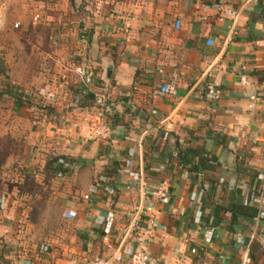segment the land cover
Returning <instances> with one entry per match:
<instances>
[{
  "label": "crops",
  "instance_id": "1",
  "mask_svg": "<svg viewBox=\"0 0 264 264\" xmlns=\"http://www.w3.org/2000/svg\"><path fill=\"white\" fill-rule=\"evenodd\" d=\"M116 9L115 18L110 10L93 18L88 40L79 29L75 70L57 62L55 74L49 68L22 81L28 87L44 79L39 93L60 117L59 126L50 115L27 119L39 145L29 167L46 173L53 158L65 157L70 198L48 197L59 204L54 251L30 260L19 249L10 263L109 264L116 255L127 263L130 249L143 248L155 264H237L249 248L252 263L264 264V220L250 238L251 219L230 216L264 181V101L250 108L236 84L240 74L264 82V0H124ZM88 92L110 105L106 140L87 137L101 107H78ZM180 152L191 162L180 164ZM201 156L214 158L211 167L197 166ZM159 186L168 204L154 194ZM2 198L5 207L20 202L14 190ZM11 206L2 227L12 221ZM140 211L141 227L126 237ZM238 236L249 237L246 246Z\"/></svg>",
  "mask_w": 264,
  "mask_h": 264
},
{
  "label": "rangeland",
  "instance_id": "2",
  "mask_svg": "<svg viewBox=\"0 0 264 264\" xmlns=\"http://www.w3.org/2000/svg\"><path fill=\"white\" fill-rule=\"evenodd\" d=\"M57 1L43 0L44 4L51 5V14L47 15L45 9L49 5L44 7L35 3L34 7L31 5L32 0H0V225L9 205L12 206L8 213H13L12 221L9 220L4 227L0 226L3 228L0 251L6 253L5 257L1 253L0 258L6 264H11L13 258L19 255V249L30 260H39L54 251L49 240L56 235L57 231L54 229L59 227V220L55 217L59 204L50 202L48 197H56L62 193V197L67 198L70 194L66 182L69 179L62 178L63 174L49 171L45 173L41 169L29 167L28 161L31 162L36 151L34 149L39 148V145L31 143L32 135L27 132V119L30 122L39 121L44 115H50L59 126L60 117L51 97L44 99L39 93L45 87L44 79H38L39 83L28 87L22 81L28 76H34L33 73L39 78L49 68L55 74L56 69L62 68L59 64H64L67 68L70 64L71 69L75 70L80 57L79 49L74 43L81 41L76 37L79 29L85 32L84 38L88 40V30L96 25L93 18L106 19V12L109 10V18H115L119 11L116 6L124 0ZM110 14L113 16L110 17ZM36 15L38 17L34 19ZM15 24L18 26L15 27ZM61 34H67L68 42L61 41L65 38ZM87 40L82 43L85 48ZM48 54L53 55L56 60L49 58ZM19 95L20 104L16 105ZM12 190L17 192L20 202L11 203L10 200L8 207H5L3 203L6 201L1 203L4 199L2 197H7ZM17 236L21 237V245L17 241L21 247L15 242L18 240ZM46 236L48 240L45 239Z\"/></svg>",
  "mask_w": 264,
  "mask_h": 264
},
{
  "label": "built area",
  "instance_id": "3",
  "mask_svg": "<svg viewBox=\"0 0 264 264\" xmlns=\"http://www.w3.org/2000/svg\"><path fill=\"white\" fill-rule=\"evenodd\" d=\"M37 15L34 19H37ZM18 24H15V27ZM85 82H89L87 78H85ZM236 84L240 90V94L247 98L249 102V107L252 108L257 101H264V82L261 84L256 81L254 78L240 74L237 76ZM110 112V105L107 103H103L100 109L93 115L92 120H90V124L87 130V137L90 140H106L110 137L111 127L107 124L104 115ZM128 164V163H127ZM69 168V165H64ZM122 168L117 170L121 172ZM62 175V174H61ZM128 188H130L128 186ZM108 191V190H107ZM110 192V190H109ZM156 196L161 197V202L164 204H168L170 202V197L166 193V189L162 186H159L157 190L154 191ZM83 198L88 199L89 195H83ZM246 205L251 208V222L252 229L250 232V238H254L259 230V226L261 222L264 220V181L261 183L260 187L256 190L255 193L251 195V198L246 202ZM137 214L133 217L130 225L125 230V236L132 235L136 233L137 230L141 227L142 222V213L136 212ZM144 218V217H143ZM145 220V219H144ZM148 220V218H146ZM154 223V221H152ZM203 243H209L212 240L213 230L210 228L204 233ZM129 247L131 248L130 244ZM129 248V249H130ZM195 252V249L191 250ZM219 260L223 263L226 260L225 254L219 255ZM158 259L151 258L150 254L143 248H134L129 250V255L127 259V263H124L121 260L119 255L113 256L109 261V264H155ZM224 264H230L229 262H225ZM237 264H253L252 259L249 254V248H246L239 258Z\"/></svg>",
  "mask_w": 264,
  "mask_h": 264
},
{
  "label": "trees",
  "instance_id": "4",
  "mask_svg": "<svg viewBox=\"0 0 264 264\" xmlns=\"http://www.w3.org/2000/svg\"><path fill=\"white\" fill-rule=\"evenodd\" d=\"M0 66H1V64H0ZM19 97L21 99V95L17 96L16 101H20ZM103 103H106V101L100 103L98 98L95 97V95L93 93H90V92L83 95L82 100L77 101L78 107H86L89 105L101 106ZM190 153H192V154L194 153L196 155V152L190 151ZM178 156H179V163L184 165V166L187 163L191 162V160L187 158V154H184V156H183L182 153L180 152L178 154ZM198 159L199 160H198L197 166L201 167L202 169L211 167L209 164H210V162L214 161L213 157H206V156H201ZM68 163L69 162L67 161V159L65 157L53 158L50 162V164H52V167L49 166L50 167L49 171L54 172L56 174H65L69 171V169H68V167H65L64 165H66ZM260 185H261V181L259 180L254 192H251V194L255 193L256 190L260 187ZM230 211H231L230 216H231L232 222H234L236 220V218H237L236 214L237 213H239L240 216L242 215L244 217L251 219L252 211H251V208L249 206H247L246 204H244V207L239 206L238 209L236 208V209H232Z\"/></svg>",
  "mask_w": 264,
  "mask_h": 264
},
{
  "label": "water",
  "instance_id": "5",
  "mask_svg": "<svg viewBox=\"0 0 264 264\" xmlns=\"http://www.w3.org/2000/svg\"><path fill=\"white\" fill-rule=\"evenodd\" d=\"M238 242H240L243 246H246L248 241H249V237L247 236H238L237 237Z\"/></svg>",
  "mask_w": 264,
  "mask_h": 264
}]
</instances>
